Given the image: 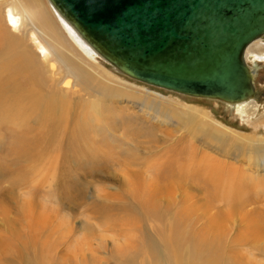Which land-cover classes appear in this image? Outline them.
Segmentation results:
<instances>
[{"label":"rangeland","instance_id":"rangeland-1","mask_svg":"<svg viewBox=\"0 0 264 264\" xmlns=\"http://www.w3.org/2000/svg\"><path fill=\"white\" fill-rule=\"evenodd\" d=\"M49 45L0 67V264H264V63L248 122Z\"/></svg>","mask_w":264,"mask_h":264},{"label":"water","instance_id":"water-1","mask_svg":"<svg viewBox=\"0 0 264 264\" xmlns=\"http://www.w3.org/2000/svg\"><path fill=\"white\" fill-rule=\"evenodd\" d=\"M125 76L195 98L256 97L245 48L264 36V0H50Z\"/></svg>","mask_w":264,"mask_h":264},{"label":"bare ground","instance_id":"bare-ground-1","mask_svg":"<svg viewBox=\"0 0 264 264\" xmlns=\"http://www.w3.org/2000/svg\"><path fill=\"white\" fill-rule=\"evenodd\" d=\"M47 1L54 15H51L47 10L44 0H0L1 68L10 71L13 75L27 77L30 80V91L34 93L37 81L33 76L39 75L40 68L24 46V41L27 39L34 43L37 53L41 54L45 65H48L50 68H54L55 63L54 51L49 43L55 45L59 50L68 52L71 58H74L81 67H89L90 70L94 71L93 66L90 68L91 63L96 64V59H100L111 66L116 73L124 75L101 57L75 27L52 5L50 0ZM65 44L73 52L76 51L77 53L69 52L65 48ZM243 59L248 68L250 67V63H253V65H256L257 62L264 63V36L257 38L245 48ZM87 61L89 62L87 63ZM66 69V75H72L70 73L73 71V66H68ZM253 69L255 81V67ZM63 83L65 86H69L70 79L63 80ZM253 86L256 88L255 82ZM176 94L181 95L179 93ZM181 96L202 99L186 95ZM206 99L224 104L234 110L241 119L248 122L256 117L259 111V106L255 101L256 97H250L239 102H226L212 98ZM44 103L49 104L50 101H44ZM59 103L60 108L58 110L60 113L63 108V100L50 104V111L52 112L54 109L51 110V108L56 107L57 104L59 107ZM263 122L264 117L260 123ZM216 133L221 134L223 132L219 130ZM261 231L262 229L259 227L256 237H259Z\"/></svg>","mask_w":264,"mask_h":264}]
</instances>
